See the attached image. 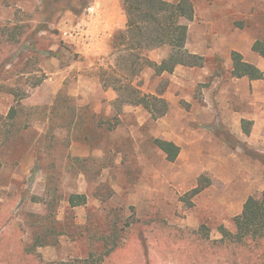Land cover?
I'll return each mask as SVG.
<instances>
[{
    "label": "rangeland",
    "instance_id": "1",
    "mask_svg": "<svg viewBox=\"0 0 264 264\" xmlns=\"http://www.w3.org/2000/svg\"><path fill=\"white\" fill-rule=\"evenodd\" d=\"M191 1L186 48L203 67L131 80L166 100L154 120L103 87L127 78L112 50L122 0H0V264H264L211 244L264 191V129L247 140L230 75L231 53L264 34V0ZM155 139L180 148L175 162Z\"/></svg>",
    "mask_w": 264,
    "mask_h": 264
},
{
    "label": "trees",
    "instance_id": "2",
    "mask_svg": "<svg viewBox=\"0 0 264 264\" xmlns=\"http://www.w3.org/2000/svg\"><path fill=\"white\" fill-rule=\"evenodd\" d=\"M122 8L126 16L125 30L119 32L112 41L113 54L117 55L118 65L127 72L126 80H113L117 84L104 88H112L120 97L127 93L135 106L143 107L154 120L161 119L168 112V104L161 96L143 94L139 86H133L132 78H136L145 68H150L156 76L172 74L179 66L202 68L204 57L192 54L186 49L188 27L182 21H192L194 7L191 0H122ZM168 47L169 55L160 63L151 61L146 52ZM252 51L264 58V34L252 45ZM232 78H248L250 81L264 80V72L253 64L244 61L242 55L233 51L230 55ZM114 83V82H113ZM250 125L252 122H245ZM249 134V127L244 130ZM154 144L163 152L168 162H175L180 148L170 141L155 139ZM208 178H200L198 185L187 196L188 202L209 186ZM83 195H71V207L85 204ZM235 233L223 226L219 228L221 239L211 241L208 230L200 226L197 233L205 241L218 248H232L246 251L257 260L264 258V191L260 198L249 197L243 205L242 213L235 218ZM261 251V252H260ZM33 253V252H30Z\"/></svg>",
    "mask_w": 264,
    "mask_h": 264
},
{
    "label": "crops",
    "instance_id": "3",
    "mask_svg": "<svg viewBox=\"0 0 264 264\" xmlns=\"http://www.w3.org/2000/svg\"><path fill=\"white\" fill-rule=\"evenodd\" d=\"M253 43L250 44L249 48L245 52L238 50V53H240L244 57V61L255 65L264 72V58L260 57L258 54L252 51ZM192 54L198 55L197 53H195V51ZM236 80L238 85L240 87L242 86L243 92L246 89V93H243V96L240 97L243 99L242 102H248L249 104L248 111L242 112L239 115L242 116L243 119H248L249 121L253 122L250 137L247 138V140H249L250 143L255 144V141L253 140L255 139L254 137H258L262 140V136H259L258 133H261L264 129V80L250 81L246 77ZM48 255V251L44 252V259L47 260Z\"/></svg>",
    "mask_w": 264,
    "mask_h": 264
},
{
    "label": "built area",
    "instance_id": "4",
    "mask_svg": "<svg viewBox=\"0 0 264 264\" xmlns=\"http://www.w3.org/2000/svg\"><path fill=\"white\" fill-rule=\"evenodd\" d=\"M72 37V36H71Z\"/></svg>",
    "mask_w": 264,
    "mask_h": 264
}]
</instances>
